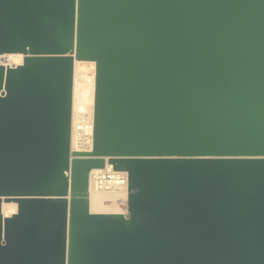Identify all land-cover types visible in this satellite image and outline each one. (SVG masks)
Returning <instances> with one entry per match:
<instances>
[{
	"label": "water",
	"instance_id": "water-1",
	"mask_svg": "<svg viewBox=\"0 0 264 264\" xmlns=\"http://www.w3.org/2000/svg\"><path fill=\"white\" fill-rule=\"evenodd\" d=\"M11 53L0 264H264V0H0ZM77 60L96 62L84 154ZM106 158L129 173L126 215L91 208Z\"/></svg>",
	"mask_w": 264,
	"mask_h": 264
},
{
	"label": "built area",
	"instance_id": "built-area-1",
	"mask_svg": "<svg viewBox=\"0 0 264 264\" xmlns=\"http://www.w3.org/2000/svg\"><path fill=\"white\" fill-rule=\"evenodd\" d=\"M95 110L87 112H78L75 115V92H74V113L72 125V141L71 152L89 153L94 148L95 136ZM79 156V155H78ZM72 155V157H78ZM107 159L106 166L103 168H95L90 175V183L97 191L109 192L110 198L109 209L114 212L115 209L125 210L129 213V173L125 170L115 169L113 164ZM122 214V213H121Z\"/></svg>",
	"mask_w": 264,
	"mask_h": 264
},
{
	"label": "bare ground",
	"instance_id": "bare-ground-1",
	"mask_svg": "<svg viewBox=\"0 0 264 264\" xmlns=\"http://www.w3.org/2000/svg\"><path fill=\"white\" fill-rule=\"evenodd\" d=\"M24 61V54L11 53L0 55V63L5 65L16 66ZM83 66L90 67V71L79 80V69ZM95 90H96V62L88 60H77L75 66V115L78 112H87L93 109L95 105ZM109 192L97 191L94 186H91V208L95 212H110L115 214L126 213L125 210L115 209L112 212L109 209L108 199ZM5 215H12L18 211V203L11 201L3 203Z\"/></svg>",
	"mask_w": 264,
	"mask_h": 264
},
{
	"label": "rangeland",
	"instance_id": "rangeland-1",
	"mask_svg": "<svg viewBox=\"0 0 264 264\" xmlns=\"http://www.w3.org/2000/svg\"><path fill=\"white\" fill-rule=\"evenodd\" d=\"M90 71V67L87 68V66H83L81 69H79V77L78 82L81 80L85 74H87Z\"/></svg>",
	"mask_w": 264,
	"mask_h": 264
}]
</instances>
